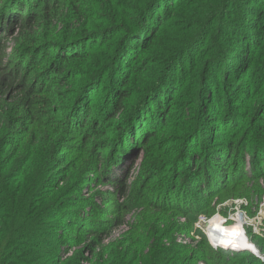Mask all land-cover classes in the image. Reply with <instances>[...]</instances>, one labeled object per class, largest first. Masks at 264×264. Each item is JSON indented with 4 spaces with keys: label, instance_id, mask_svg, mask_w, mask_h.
Masks as SVG:
<instances>
[{
    "label": "trees",
    "instance_id": "trees-1",
    "mask_svg": "<svg viewBox=\"0 0 264 264\" xmlns=\"http://www.w3.org/2000/svg\"><path fill=\"white\" fill-rule=\"evenodd\" d=\"M226 99H239L232 121L203 124ZM209 126L218 136H201ZM251 144L264 155V0H0V264H222L204 240L188 252L163 241L190 225L187 184H173L182 204L140 203L109 241L124 216L96 223L84 190L112 182L124 195L142 157L194 180L199 208L227 176L257 178Z\"/></svg>",
    "mask_w": 264,
    "mask_h": 264
},
{
    "label": "rangeland",
    "instance_id": "rangeland-1",
    "mask_svg": "<svg viewBox=\"0 0 264 264\" xmlns=\"http://www.w3.org/2000/svg\"><path fill=\"white\" fill-rule=\"evenodd\" d=\"M8 52L10 51L8 50ZM7 62L8 61H6V64L12 66L13 63ZM42 81L43 80L37 81V84H42ZM239 98H241V96H239ZM238 100L239 99L232 102V99H226V101H228L227 106L223 105L221 107V111L217 114L218 117H216V114L213 116L214 113L210 112L208 118L211 120L208 118L204 119L202 121L203 124L215 123L214 126L217 127L219 124L232 121V115L236 110ZM212 118H214V121H212ZM216 118L217 120L215 121ZM211 126L204 128V132L201 135L203 138L208 137L210 134L212 135L213 132L210 131ZM240 127L239 130H242L243 135H245V125L243 126L242 124ZM122 136H124V141L127 139L129 140L130 137H132L131 129L124 132L121 137ZM215 136L218 135L213 133V136L211 137L215 138ZM121 137H116L115 140L112 141V146L119 143L117 141ZM252 146L253 145L251 144L245 150V167H247L248 174H254L257 178L246 181L244 180L245 178L241 177L240 181H237L240 177L235 178L236 175L234 174L227 176L226 179L228 181L224 184L223 188L220 190L216 189V193L209 197L199 208H196V206L201 203L198 201V185L194 180L188 178L187 180L179 181L173 170L166 166L157 165V167L153 165L152 169L150 163L142 166V157L134 160L127 179L128 189L124 195H119L118 188L112 182L98 184L95 187H91L90 190L85 189L84 192L86 193L84 195L89 196L95 204L100 206V211L102 213H99L98 216L94 214V220L96 223L110 226V220L115 219V216H124L122 224L118 226L113 225L111 234L105 239L109 241L120 238L129 230L131 222L136 220L137 216L145 210L143 206H140V203L154 202L159 206L165 207V209H163L164 211L170 209L172 205L177 206L182 204V202L179 203V201H175V195H177L176 191L178 190L173 187V184H187L189 194L192 195V202L190 203L192 209H190L186 215L187 221L190 225L185 228H178L177 226L172 227V229L168 231V237L163 240L165 244L168 245L173 240L175 243L185 246L188 252L196 249V245L204 240L213 250L210 252L208 251V254L215 257L217 262L222 264H250L245 259L243 253L244 250H249V253L256 258L264 257V253L260 251V248L256 243L260 242V245L264 248V155L263 153L252 151ZM155 155L156 153H150L149 157L153 158ZM149 157L148 161L151 160ZM261 160H263V164L261 163ZM252 162L255 163V166ZM251 166L254 167V171L250 169ZM177 168L180 170V166ZM117 170L115 171V174L118 177L121 172ZM154 171L156 173L153 175ZM122 177L123 176L121 175V178ZM98 192L102 194L104 200L99 199ZM242 192L244 195H240ZM121 201L124 202L125 205L127 204L126 206L128 209L118 214L114 207L116 203ZM183 208L185 209L186 206ZM175 220L176 219L174 218L170 219L171 225L175 224ZM185 221V217H181L178 223L182 224ZM223 226L230 227L225 229L227 232L231 231L232 237H239L240 246H238V248H242L241 246H250V248L234 250L233 253L237 255L232 253H218L214 244L216 243V236L220 230L223 229ZM57 229V227H51L48 230L53 233ZM81 247L82 246L76 245L73 246L72 250L81 249ZM88 255V252H85V256ZM260 260L262 261V264H264V261L261 258ZM83 262L86 264L85 261ZM196 264L204 263L197 262Z\"/></svg>",
    "mask_w": 264,
    "mask_h": 264
},
{
    "label": "bare ground",
    "instance_id": "bare-ground-1",
    "mask_svg": "<svg viewBox=\"0 0 264 264\" xmlns=\"http://www.w3.org/2000/svg\"><path fill=\"white\" fill-rule=\"evenodd\" d=\"M233 227V226H232ZM225 228H230L229 226H223V229L220 230V232L218 233V235L216 236V243L218 242V246H223V248H227V249H232V250H236V249H247L250 248V246L247 247H243L242 248H238L239 245V241L237 238H234L231 236V231L227 232V230ZM227 235L226 237H224L223 235ZM233 234V233H232ZM244 236V235H243ZM246 237V236H245ZM219 242H223L220 244ZM248 245V244H247ZM231 246V247H228ZM233 247V248H232Z\"/></svg>",
    "mask_w": 264,
    "mask_h": 264
},
{
    "label": "built area",
    "instance_id": "built-area-1",
    "mask_svg": "<svg viewBox=\"0 0 264 264\" xmlns=\"http://www.w3.org/2000/svg\"><path fill=\"white\" fill-rule=\"evenodd\" d=\"M243 233H244V231H243ZM214 247H216V248L219 247V246H218V242L214 244ZM260 258H261V257H260ZM201 263H202V262H201Z\"/></svg>",
    "mask_w": 264,
    "mask_h": 264
},
{
    "label": "water",
    "instance_id": "water-1",
    "mask_svg": "<svg viewBox=\"0 0 264 264\" xmlns=\"http://www.w3.org/2000/svg\"><path fill=\"white\" fill-rule=\"evenodd\" d=\"M261 259L264 261V257H261Z\"/></svg>",
    "mask_w": 264,
    "mask_h": 264
}]
</instances>
